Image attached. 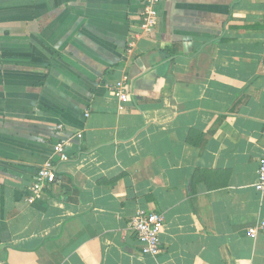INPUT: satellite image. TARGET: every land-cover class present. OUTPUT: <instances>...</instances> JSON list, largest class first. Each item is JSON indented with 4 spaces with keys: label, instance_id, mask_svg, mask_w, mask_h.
<instances>
[{
    "label": "crops",
    "instance_id": "crops-1",
    "mask_svg": "<svg viewBox=\"0 0 264 264\" xmlns=\"http://www.w3.org/2000/svg\"><path fill=\"white\" fill-rule=\"evenodd\" d=\"M143 4L0 0V264H264V0H159L150 33Z\"/></svg>",
    "mask_w": 264,
    "mask_h": 264
},
{
    "label": "built area",
    "instance_id": "built-area-1",
    "mask_svg": "<svg viewBox=\"0 0 264 264\" xmlns=\"http://www.w3.org/2000/svg\"><path fill=\"white\" fill-rule=\"evenodd\" d=\"M158 2L159 0H144L139 23V27L144 33L152 32L156 26V7ZM127 81V78L123 77L111 87L113 96L118 100L119 111H123V105L129 101V93L126 90ZM76 137L80 138L81 135L77 134ZM67 143L68 142L64 140H60L53 145L52 153L57 156L60 161H66L68 159L65 153ZM55 180L56 174L54 166L50 162H45L39 167L36 173V184L34 185L33 193H37L42 188L52 184ZM254 190L256 192H262L264 190V153L257 159ZM32 200L33 198L29 199V201ZM128 227L131 234L139 243L140 253L142 255L156 257L160 253L161 246L159 236L164 227V218L161 214L139 209L131 217ZM258 229L264 230V222H261L257 227L250 228L248 230L249 237L255 238Z\"/></svg>",
    "mask_w": 264,
    "mask_h": 264
}]
</instances>
